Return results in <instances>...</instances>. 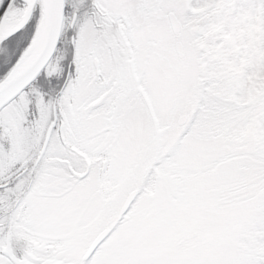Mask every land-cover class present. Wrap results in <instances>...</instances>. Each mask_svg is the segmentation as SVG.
I'll return each instance as SVG.
<instances>
[{"label": "snow or ice", "instance_id": "6c2138e0", "mask_svg": "<svg viewBox=\"0 0 264 264\" xmlns=\"http://www.w3.org/2000/svg\"><path fill=\"white\" fill-rule=\"evenodd\" d=\"M195 2L0 0V264H264V149L208 134L220 100L207 81L155 111L144 99L142 30ZM48 15L55 47L17 75ZM177 112L187 119L169 130ZM138 122L170 140L125 154ZM41 204L64 226L38 247Z\"/></svg>", "mask_w": 264, "mask_h": 264}, {"label": "rangeland", "instance_id": "374dc122", "mask_svg": "<svg viewBox=\"0 0 264 264\" xmlns=\"http://www.w3.org/2000/svg\"><path fill=\"white\" fill-rule=\"evenodd\" d=\"M170 12L181 24L178 34L170 29ZM161 16L162 21L143 29L139 37L150 52L144 63L154 87L145 93L153 110L158 102L168 105L207 81L209 91L220 100L204 125L208 134L234 152L264 149V0H196L190 11L181 8ZM176 41L182 44L181 55ZM181 115L187 119L179 112L168 118L169 130H179ZM123 136L126 147L121 150L133 156L170 140L146 137L139 122L129 124ZM47 207L50 218L44 231L53 233L64 226L63 213L55 205H43L44 210Z\"/></svg>", "mask_w": 264, "mask_h": 264}, {"label": "water", "instance_id": "95a60500", "mask_svg": "<svg viewBox=\"0 0 264 264\" xmlns=\"http://www.w3.org/2000/svg\"><path fill=\"white\" fill-rule=\"evenodd\" d=\"M168 20H169L172 32L174 34H178L181 24L173 12H170L168 14ZM42 24L44 25V36H43L42 42L39 45L36 52L24 64L19 66V72L17 75H23L24 73L28 72L33 67V65L41 61L42 58L47 59V56L51 54V49L55 47V39H56V35L58 34V29H59V25H58V21L56 17L54 15H48L44 18ZM37 34H38V31H37ZM36 37L34 38L32 44L35 42ZM30 47L25 52V54L29 51ZM175 49L177 53L181 55L182 44L180 41H176ZM144 98L149 108L152 109L149 99L145 93H144ZM184 120H186V117L182 115L178 118L177 123L182 124ZM47 264H60V262L55 261V260H49L47 261Z\"/></svg>", "mask_w": 264, "mask_h": 264}, {"label": "flooded vegetation", "instance_id": "af4514ba", "mask_svg": "<svg viewBox=\"0 0 264 264\" xmlns=\"http://www.w3.org/2000/svg\"><path fill=\"white\" fill-rule=\"evenodd\" d=\"M145 99V98H144ZM51 179V178H49ZM124 180L122 179L121 183H123ZM38 213L42 214V224H43V228L44 226L49 222V218H50V211L48 209V207L44 210L43 209V205L41 207L37 208ZM89 225L88 224H81L79 226L74 225L73 228H71V231L76 232V231H84ZM39 236L41 237V239L39 241H37V246L38 247H43L44 243L46 242V240L53 234V233H49L46 232L44 230H42L41 232L38 233Z\"/></svg>", "mask_w": 264, "mask_h": 264}, {"label": "bare ground", "instance_id": "6f19581e", "mask_svg": "<svg viewBox=\"0 0 264 264\" xmlns=\"http://www.w3.org/2000/svg\"><path fill=\"white\" fill-rule=\"evenodd\" d=\"M43 36H44V25L42 24L38 30V34L35 39V42L31 45L29 51L24 55V57H22L21 65L24 64L36 52V50L38 49L39 45L42 42Z\"/></svg>", "mask_w": 264, "mask_h": 264}]
</instances>
